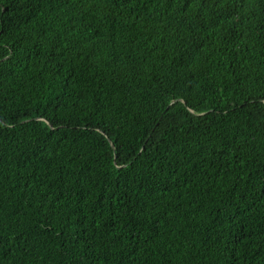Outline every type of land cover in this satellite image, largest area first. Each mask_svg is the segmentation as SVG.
Wrapping results in <instances>:
<instances>
[{
    "label": "trees",
    "instance_id": "1",
    "mask_svg": "<svg viewBox=\"0 0 264 264\" xmlns=\"http://www.w3.org/2000/svg\"><path fill=\"white\" fill-rule=\"evenodd\" d=\"M0 264H264V0H0Z\"/></svg>",
    "mask_w": 264,
    "mask_h": 264
}]
</instances>
